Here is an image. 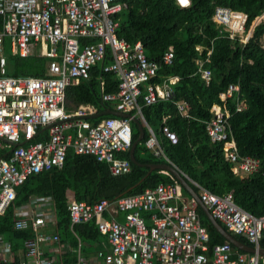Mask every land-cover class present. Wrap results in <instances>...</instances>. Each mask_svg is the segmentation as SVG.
I'll return each instance as SVG.
<instances>
[{"label":"built area","instance_id":"obj_1","mask_svg":"<svg viewBox=\"0 0 264 264\" xmlns=\"http://www.w3.org/2000/svg\"><path fill=\"white\" fill-rule=\"evenodd\" d=\"M175 2L181 8L190 5V0ZM125 7L123 0H0V150L8 153L0 157V215L10 207L16 188L29 175L61 168L68 149L106 163L114 176L128 174L129 160L116 154L131 147L135 117L148 131L144 146L169 162L141 109L160 100L172 101L173 86L179 77L168 76L160 83L153 79L160 65L172 64L173 47L155 61L146 56L140 41L131 44L119 38L117 17ZM263 18L264 13L246 31L248 17L244 12L217 6L212 15L213 22L242 46ZM6 39L12 56L28 57L39 48L48 59V74L6 75ZM83 39L96 42L82 43ZM107 58L109 62L104 64ZM197 64L201 78L208 83L210 70L202 67L203 61ZM95 66H100V73H113L119 79L117 90L112 93L104 91L100 79L101 103H109L113 110L130 117L106 116L92 124L89 118L98 112L95 106L80 104L73 111L66 110V88L88 80ZM239 93V84H231L219 94L221 103L212 105L213 115L205 122V130L211 143L220 146L233 174L242 177L258 172L260 161L239 155L230 131L225 103L234 99L236 111H241L244 102ZM173 104L182 117L189 116L187 103ZM161 134L172 143L177 140L165 125ZM36 137L41 139L34 141ZM183 176L198 189L200 201L229 233L242 236L256 251L260 248L264 215L256 217L240 208L232 192L217 195ZM196 206L192 197H183L182 186L175 179L114 201H72L67 210L69 230L76 242L70 250L75 254L74 264H259L258 254L235 252L227 241L209 247V233ZM15 213L13 229L32 235L24 239L17 254L0 234V264H61L62 245L54 230L51 200L31 196L29 203ZM118 214L123 216L122 221L117 219ZM89 222H94L105 238L109 253L98 251L93 257L84 256L89 245L75 233V227Z\"/></svg>","mask_w":264,"mask_h":264},{"label":"trees","instance_id":"obj_2","mask_svg":"<svg viewBox=\"0 0 264 264\" xmlns=\"http://www.w3.org/2000/svg\"><path fill=\"white\" fill-rule=\"evenodd\" d=\"M123 1L126 7L117 17L119 38L131 44L140 41L146 56L155 61L170 46L173 47L172 64L160 65L158 75L153 79L160 83L168 76L179 77V81L173 86L172 101L160 100L141 109L169 162L189 179L217 195L232 192L234 202L243 210L256 217L264 215V20L253 27L251 37L244 46L237 40L230 39L228 33L212 20L217 6L241 11L248 17L247 31L252 22L264 13V0H190V5L186 8L179 7L175 0ZM94 42L95 39L82 40V43ZM6 58L8 76H45L44 58H23L10 54ZM197 61H203L202 67L210 70L211 79L208 83L201 78ZM99 69L100 66L93 67L88 80L68 86L65 90L66 99L75 105L92 104L98 111L104 107L112 108L109 103H101L99 82L101 79L104 83L105 92L112 93L117 90L119 79L113 73H100ZM231 84H239V98L244 102L241 111H236L234 99H227L225 103L237 151L241 156H251L260 161L258 172L242 177L233 174L232 165L224 159L220 146L211 143L205 130V122L213 115L212 105L221 103L219 94L225 92ZM174 101L187 103L188 117H182L178 113ZM140 102L142 103L141 99ZM102 118L90 121L97 124ZM163 125L175 133V143L161 134ZM132 126L135 139L137 127L133 123ZM147 138L148 132L144 128V138L134 151L135 160L139 164L166 163L163 158L154 157L144 146ZM7 154L5 150L0 151V157ZM116 156L128 159V151L117 153ZM130 166L128 174L114 176L106 163L98 162L92 155L75 154L72 149H68L61 168L53 167L29 175L16 188L12 204L0 215V234L10 241L13 252L18 254L24 239L32 234L13 229L17 218L16 209L27 205L31 196L46 197L51 200L55 232L74 245L67 210L70 202L86 201L93 204L102 199L114 201L120 197L140 194L160 183L174 181L170 174L154 170L146 175L147 168L131 162ZM190 185L198 192L194 185ZM183 194L186 195V191L183 190ZM196 211L209 233V246L225 242L198 206ZM75 233L88 243V248L93 246L97 249L96 244L101 242L94 222L76 226ZM233 236L249 244L242 236ZM260 247L264 248V240ZM72 255L70 264H74L76 260L75 254ZM259 264L264 263L260 261Z\"/></svg>","mask_w":264,"mask_h":264},{"label":"water","instance_id":"obj_3","mask_svg":"<svg viewBox=\"0 0 264 264\" xmlns=\"http://www.w3.org/2000/svg\"><path fill=\"white\" fill-rule=\"evenodd\" d=\"M106 115H112L117 117H130L129 114L121 113L116 110H112L109 108L104 107L101 112L96 113L95 115L91 116V118H98L101 116ZM133 123L137 126L138 129V135L137 137L132 141L131 147L129 148V160L131 163L138 165V166H147L149 170L147 171L146 175L150 174L153 170H160L163 172L170 173L182 186V188L196 201L198 207L202 210V212L205 214L206 218L209 220V222L212 224L214 229L217 231V233L225 239V241H228L232 246L235 248L245 252V253H251L255 254L257 253L259 256L264 257V248H259L257 251L255 248L239 241L237 238H235L232 234H230L225 228L215 219L213 218L210 211L207 209V207L200 201L199 196L197 192L191 187V185L187 182L186 178L183 176V174L176 169L173 165L169 163H160V164H139L134 157V150L138 143H140L144 138V128L142 126V123L137 118L132 119ZM22 144V143H21ZM16 145V144H15ZM143 180L140 179L137 184H139ZM135 184V185H137Z\"/></svg>","mask_w":264,"mask_h":264},{"label":"crops","instance_id":"obj_4","mask_svg":"<svg viewBox=\"0 0 264 264\" xmlns=\"http://www.w3.org/2000/svg\"><path fill=\"white\" fill-rule=\"evenodd\" d=\"M262 20H264V18L262 19ZM10 46H9V49H8V53L7 54H10ZM4 52H5V50H4ZM11 55V54H10ZM12 56V55H11ZM30 56H36V57H39V58H44L45 59V65H44V68H45V76L48 74V71H47V61H48V59L45 57V56H43V55H41V51H40V49L39 48H36V49H34L33 50V54H31ZM29 57V56H28ZM44 77V76H43ZM99 95H100V90H99ZM221 101V100H220ZM85 104H89V103H85ZM80 105V104H79ZM79 105H75L74 103H72V101L71 100H67L66 98H65V108H66V110L67 111H73V110H75L76 109V107H78ZM92 105V104H91ZM94 106V105H93ZM108 108V107H107ZM109 109H112V108H109ZM103 110V108H101L100 109V111H98V112H101ZM113 110V109H112ZM97 112V113H98ZM106 116H112V115H106ZM101 117H103L104 118V116H101ZM101 117H98V118H101ZM98 118H89V121H90V119H98ZM102 118V119H103ZM136 118V117H135ZM138 119V118H137ZM139 120V119H138ZM91 122V121H90ZM142 123V122H141ZM134 124V123H133ZM148 124V123H147ZM135 125V124H134ZM136 126V125H135ZM142 126H143V128H146L145 127V124H143L142 123ZM148 126H150V125H148ZM131 127H132V133L134 134V130H133V126H132V124H131ZM137 127V126H136ZM151 127V126H150ZM152 128V127H151ZM152 130H153V128H152ZM148 132V131H147ZM137 135H138V129H137ZM137 137V136H136ZM36 139V138H35ZM34 139V141H37V140H40L41 138H37L36 140ZM134 140V139H133ZM139 144V143H138ZM137 146V145H136ZM136 148V147H135ZM1 151V150H0ZM128 151V159L127 160H129V149L127 150ZM135 151V150H134ZM124 152H126V151H124ZM151 152V151H150ZM119 153H122V152H119ZM153 155V154H152ZM154 156V155H153ZM117 157V156H116ZM154 157H156V156H154ZM157 158H159V157H157ZM122 159H125V158H122ZM129 162H131L130 160H129ZM166 163H169V162H167L166 161ZM151 164H160V163H151ZM169 164H171V163H169ZM172 165V164H171ZM174 166V165H173ZM141 167H145V168H147L148 170H149V168L147 167V166H141ZM175 167V166H174ZM176 168V167H175ZM147 170V171H148ZM154 171V170H153ZM159 172H163V171H160V170H158ZM152 172V171H151ZM163 173H166V174H170V173H167V172H163ZM171 175V174H170ZM172 176V175H171ZM173 177V176H172ZM173 179H175L174 177H173ZM176 180V179H175ZM187 180V179H186ZM187 182L189 183V184H191L188 180H187ZM192 187V186H191ZM183 188H182V194H183ZM185 191V190H184ZM187 193V192H186ZM183 197L184 198H189V197H191L188 193L185 195V194H183ZM198 206V205H197ZM144 216H145V218H147V215L146 214H143ZM118 216V220L119 221H122V219H123V216L121 215V214H118L117 215ZM231 234V233H230ZM233 235V234H232ZM100 237H101V242H100V244H96V247H97V249H94L93 248V246L92 247H90V248H85V250H84V256L85 257H93L94 255H96L97 254V252L98 251H102L103 253H109L110 252V247H109V245H108V243L106 242V240H105V238L103 237V236H101L100 235ZM72 240H73V242H75V239L73 238V236H72ZM60 241H61V245H62V253L60 254V260H61V264H70L71 263V258L73 257V255H72V253H71V247H75L76 246V242H75V244L74 245H72V243H71V241L70 240H63L61 237H60ZM226 242V241H225ZM228 242V241H227ZM208 245H209V242H208ZM247 245H249V246H251L250 244H247ZM23 247V246H22ZM94 247H95V245H94ZM210 247V246H209ZM233 247V250L235 251V252H239V251H241V250H239V249H237V248H235L234 246H232ZM252 247V246H251ZM260 248H262V247H260ZM22 250V248L19 250V251H21ZM18 251V252H19ZM241 252H243V251H241ZM245 253V252H244ZM249 254H251V253H249ZM255 254H257V253H255ZM259 256V255H258ZM259 262L260 261H262L263 263H264V257L263 256H259Z\"/></svg>","mask_w":264,"mask_h":264},{"label":"rangeland","instance_id":"obj_5","mask_svg":"<svg viewBox=\"0 0 264 264\" xmlns=\"http://www.w3.org/2000/svg\"><path fill=\"white\" fill-rule=\"evenodd\" d=\"M262 43L264 44V39H263ZM8 49H9V43H8V39H6L5 45H4L5 55H7Z\"/></svg>","mask_w":264,"mask_h":264},{"label":"snow or ice","instance_id":"obj_6","mask_svg":"<svg viewBox=\"0 0 264 264\" xmlns=\"http://www.w3.org/2000/svg\"><path fill=\"white\" fill-rule=\"evenodd\" d=\"M182 2H186V0H182Z\"/></svg>","mask_w":264,"mask_h":264},{"label":"clouds","instance_id":"obj_7","mask_svg":"<svg viewBox=\"0 0 264 264\" xmlns=\"http://www.w3.org/2000/svg\"><path fill=\"white\" fill-rule=\"evenodd\" d=\"M184 3H187V0H186V2H184ZM177 169V168H176ZM221 224V223H220Z\"/></svg>","mask_w":264,"mask_h":264}]
</instances>
